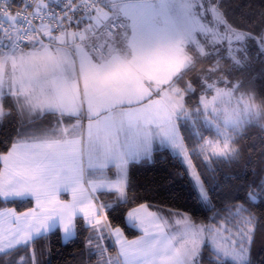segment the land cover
Instances as JSON below:
<instances>
[{
    "label": "snow or ice",
    "instance_id": "6c2138e0",
    "mask_svg": "<svg viewBox=\"0 0 264 264\" xmlns=\"http://www.w3.org/2000/svg\"><path fill=\"white\" fill-rule=\"evenodd\" d=\"M247 7L240 23L221 0H0V124L19 118L0 203L23 206L0 207V264H43L54 233L83 264H264V144L250 181L220 184L249 132L264 139V0ZM157 151L211 215L137 201L131 168Z\"/></svg>",
    "mask_w": 264,
    "mask_h": 264
},
{
    "label": "trees",
    "instance_id": "16d2710c",
    "mask_svg": "<svg viewBox=\"0 0 264 264\" xmlns=\"http://www.w3.org/2000/svg\"><path fill=\"white\" fill-rule=\"evenodd\" d=\"M260 0H221L228 15L236 19L244 16L238 22L246 23L251 18V12L248 9L250 3L257 4ZM203 64H197L196 68L203 67ZM257 72L259 69L257 68ZM191 75V73H189ZM255 91L257 93L256 103L259 105L264 101V78H258L255 81ZM18 117L15 115L4 119L0 124V141H4L14 136L15 130L18 127ZM264 123V120L261 121ZM255 136L256 139H248L241 141L243 146V157L239 163L229 165H222L220 171V184L224 186L223 191L228 193L230 188L235 186H243L253 177L251 169L260 167L262 155L257 151L261 144H264V139H260L258 129H253L249 132V137ZM2 147V146H0ZM249 150L252 154L249 155ZM179 168V161L176 160L171 153L165 154L157 151L153 158V163L144 161L140 165H134L131 168L130 176L133 182V188L137 197V201L150 200L153 203H164L166 205H173L178 208H183L186 211L192 212L195 216L203 217L211 215L204 206L195 207V196L193 195L192 183L189 177L185 174L183 177L177 175ZM228 177H235V179H228ZM15 206L18 210H23V206L19 203L13 205H4L0 203V207ZM32 206L31 203L26 205ZM253 211L260 215L264 213V208L254 207ZM138 232L128 229V237L136 235ZM83 240V236L80 237ZM38 245L43 248L44 241H38ZM82 243L74 242L71 245H61L59 235L53 234L51 237V255L47 253L40 258L43 264H83L87 261L88 256H81ZM21 253H13L11 259H16ZM253 255L257 258L264 256V218H262L261 225L256 230V241L253 247ZM93 264L95 258L93 257Z\"/></svg>",
    "mask_w": 264,
    "mask_h": 264
},
{
    "label": "rangeland",
    "instance_id": "374dc122",
    "mask_svg": "<svg viewBox=\"0 0 264 264\" xmlns=\"http://www.w3.org/2000/svg\"><path fill=\"white\" fill-rule=\"evenodd\" d=\"M17 1V0H16ZM173 7H183L182 5H174ZM131 107L133 108V109H135L136 107H138L137 105H131ZM191 181V180H190ZM192 183V182H191ZM65 199H68L69 197L68 196H65L64 197ZM137 235H139V232L136 234V235H134V236H132V237H128L129 239H133V238H135V236H137ZM111 254L113 255V256H115V250L113 249L112 250V252H111Z\"/></svg>",
    "mask_w": 264,
    "mask_h": 264
},
{
    "label": "built area",
    "instance_id": "2783aa9c",
    "mask_svg": "<svg viewBox=\"0 0 264 264\" xmlns=\"http://www.w3.org/2000/svg\"><path fill=\"white\" fill-rule=\"evenodd\" d=\"M16 3L19 4L20 3V0H17Z\"/></svg>",
    "mask_w": 264,
    "mask_h": 264
}]
</instances>
